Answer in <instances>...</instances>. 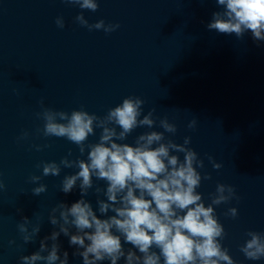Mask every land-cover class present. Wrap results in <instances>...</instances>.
I'll return each instance as SVG.
<instances>
[{
	"label": "water",
	"instance_id": "95a60500",
	"mask_svg": "<svg viewBox=\"0 0 264 264\" xmlns=\"http://www.w3.org/2000/svg\"><path fill=\"white\" fill-rule=\"evenodd\" d=\"M97 3L93 12L65 0H0V264H22V256L38 251L41 240L59 231L49 221L52 209L81 199L79 181L70 193L61 191L64 176L78 168L61 165L59 176H43L42 164L87 159L88 149L81 155L66 138L44 136L38 113L83 109L102 118L129 96L144 100L141 118L154 110L155 124L138 127L118 142L135 144L137 136L150 131L164 132L165 140L178 144L191 137L188 147L204 162L197 192L205 205L217 184L235 189L230 201L213 206L225 230L223 247L235 264H264V258L249 260L240 250L248 232L264 235V41L254 40L251 31L238 38L209 30L213 13L223 11L216 0ZM81 13L89 24L103 20L119 27L110 33L89 30L76 20ZM164 119L176 126L175 134L160 126ZM101 131L96 128L85 143H97ZM178 155L183 160V153ZM213 162L221 167L215 169ZM32 176L41 179L33 183ZM39 184L47 190L34 195ZM106 186L93 177V188L83 197L100 218L106 217L97 199L106 197L95 189ZM233 207L235 218L226 215ZM24 217L28 233L18 227ZM37 226L38 235L25 243L24 235ZM56 242L61 258L68 252V264H83L73 255L83 249L70 245L68 236L61 233ZM52 243L47 241L49 247Z\"/></svg>",
	"mask_w": 264,
	"mask_h": 264
},
{
	"label": "clouds",
	"instance_id": "9594fccd",
	"mask_svg": "<svg viewBox=\"0 0 264 264\" xmlns=\"http://www.w3.org/2000/svg\"><path fill=\"white\" fill-rule=\"evenodd\" d=\"M65 3L93 12L99 7L97 0H65ZM216 3L223 11L213 13L207 25L209 30L234 33L238 38L251 31L254 40L264 41V0H216ZM76 20L89 30L103 29L106 33L119 27V24L105 25L103 20L89 24L83 13L77 15ZM56 23L64 27L62 18L58 17ZM144 103L139 97H126L102 118L83 109L68 113L44 108L38 113L44 120V136L66 138L79 147L81 155L86 148L88 152L87 159L64 157L59 164L55 161L42 164L43 176H59L61 165L78 168L75 174L64 176L61 191L70 193L79 181L81 199L71 206L61 202L52 209L49 221L58 225L59 231L41 240L38 251L22 256V264L40 261L68 264V252H63L61 258L60 245L56 242L61 233L69 237L70 245L83 249L73 253L82 257L83 264L105 260L118 264L121 258L125 264H235L221 243L225 230L213 207L230 201L235 189L217 184L211 203L205 205L202 194L197 192L202 180L198 169L204 167V162L188 147L191 137L186 136L183 144H178L165 140L164 132L150 131L137 136L135 144L118 142L125 141L138 127H153L154 110L141 118ZM160 126L167 133L177 131L167 119L161 120ZM194 126L193 120L189 127ZM96 128L102 129L99 141L86 144L88 137L95 135ZM179 153H183V160ZM213 167L219 169L221 165L213 162ZM93 177L107 185L105 189H95L106 197L97 199L98 211L106 218L98 217L91 203L83 198L93 188ZM40 179V176L30 177L33 183ZM203 179H211V176L205 175ZM3 187L0 182V189ZM46 190L45 184H39L32 192L40 195ZM57 211L59 217L55 215ZM109 212L114 214L109 216ZM237 214L234 207L226 213L232 218ZM23 219L19 230L28 233V218ZM73 227L75 234L70 232ZM39 231L37 226L24 235L25 243L31 242ZM247 235L250 239L245 241L241 252L249 260L264 258V235L254 231ZM49 239L53 241L51 247L47 244ZM125 243L132 245L139 255L133 248L125 250ZM45 252L47 255L42 254Z\"/></svg>",
	"mask_w": 264,
	"mask_h": 264
}]
</instances>
